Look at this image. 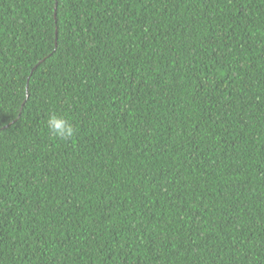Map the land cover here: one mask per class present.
Instances as JSON below:
<instances>
[{
    "label": "trees",
    "instance_id": "trees-1",
    "mask_svg": "<svg viewBox=\"0 0 264 264\" xmlns=\"http://www.w3.org/2000/svg\"><path fill=\"white\" fill-rule=\"evenodd\" d=\"M0 264H264V0H0Z\"/></svg>",
    "mask_w": 264,
    "mask_h": 264
},
{
    "label": "clouds",
    "instance_id": "clouds-1",
    "mask_svg": "<svg viewBox=\"0 0 264 264\" xmlns=\"http://www.w3.org/2000/svg\"><path fill=\"white\" fill-rule=\"evenodd\" d=\"M46 127L58 140L67 141L76 135L75 127L62 115L49 114L46 119Z\"/></svg>",
    "mask_w": 264,
    "mask_h": 264
}]
</instances>
